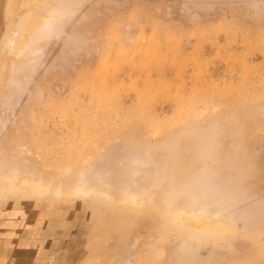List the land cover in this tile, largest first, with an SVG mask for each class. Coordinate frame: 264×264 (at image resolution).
<instances>
[{
	"label": "rangeland",
	"instance_id": "374dc122",
	"mask_svg": "<svg viewBox=\"0 0 264 264\" xmlns=\"http://www.w3.org/2000/svg\"><path fill=\"white\" fill-rule=\"evenodd\" d=\"M62 2L0 0V264H264V0Z\"/></svg>",
	"mask_w": 264,
	"mask_h": 264
},
{
	"label": "bare ground",
	"instance_id": "6f19581e",
	"mask_svg": "<svg viewBox=\"0 0 264 264\" xmlns=\"http://www.w3.org/2000/svg\"><path fill=\"white\" fill-rule=\"evenodd\" d=\"M71 1H73V0H71ZM67 6H69V5L62 2V0H19L18 8L22 13L19 12V14L20 13L21 14H20V16L16 17L18 19L15 20L16 23L14 22L15 24H14L13 32L11 31L12 35H11V38L9 40L10 50L11 51L13 50L15 55L25 51L27 49V47L29 46L30 42L32 41V39L34 41V39L37 38L35 34L38 35L39 34V33H37L38 31L40 32L41 30H45L46 28H48V26L50 24H52V22L55 19L57 14H59L60 12L66 11ZM69 9H70V7H69ZM41 32H40V34H41ZM38 39H39V36H38ZM35 40H37V39H35ZM12 55H13V53H12ZM13 59H14V57H13ZM9 173H10L9 174V176H10L11 172H9ZM12 173H13V171H12ZM0 175H2V174H0ZM3 178H5V177L3 176ZM15 178L22 179V177L19 178V176L18 177L14 176V179L12 177L13 181L15 180L13 182L12 180H10L11 177H9V179L7 177V179H6L7 181L5 180L4 186H3V183L0 184V198H4L6 196H13L14 194H17V193H22V194L24 193L26 196L39 195V193H40L39 190L34 188V186H36V185H34V186L32 185L34 188L33 190L29 188V190L27 189V190H24L21 192L20 190L23 188H21L22 186L20 187V185H18V184H17L18 185L17 186L16 181H18L22 185V180L20 182V180H18V179L16 180ZM26 179L27 178H25V179L23 178V180L25 181V182L23 181L24 182L23 186H25L26 182L28 184V182L30 180V179H27L28 180L27 181ZM41 187H43V189L46 190L43 185L37 186V188H41ZM18 188L19 189L21 188V189L19 190ZM205 224H207V223H199L198 225H205Z\"/></svg>",
	"mask_w": 264,
	"mask_h": 264
}]
</instances>
